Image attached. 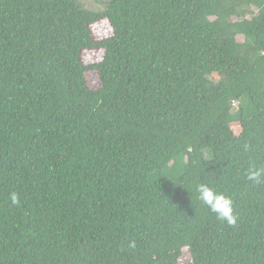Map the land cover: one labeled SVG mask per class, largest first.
Masks as SVG:
<instances>
[{
	"label": "trees",
	"instance_id": "trees-1",
	"mask_svg": "<svg viewBox=\"0 0 264 264\" xmlns=\"http://www.w3.org/2000/svg\"><path fill=\"white\" fill-rule=\"evenodd\" d=\"M185 248L264 264V0H0V264Z\"/></svg>",
	"mask_w": 264,
	"mask_h": 264
},
{
	"label": "clouds",
	"instance_id": "clouds-1",
	"mask_svg": "<svg viewBox=\"0 0 264 264\" xmlns=\"http://www.w3.org/2000/svg\"><path fill=\"white\" fill-rule=\"evenodd\" d=\"M261 176L260 170H250L249 179L258 181ZM197 191L199 199L210 206L212 212L216 213L217 218L226 222L229 225H235L238 217L234 213L233 201L230 197L224 194H218L205 185H198ZM11 201L17 203L18 196L15 192L11 193ZM134 246V244L132 245Z\"/></svg>",
	"mask_w": 264,
	"mask_h": 264
},
{
	"label": "rangeland",
	"instance_id": "rangeland-1",
	"mask_svg": "<svg viewBox=\"0 0 264 264\" xmlns=\"http://www.w3.org/2000/svg\"><path fill=\"white\" fill-rule=\"evenodd\" d=\"M78 1L90 10L102 11L106 9L108 0H78ZM95 29L101 31L98 25L95 26ZM238 39L242 40L243 38L240 36ZM88 80L91 87L97 88L99 86V78L95 72H90L88 74ZM188 255L189 254L187 248H185L184 255L181 257L179 264H185V259L188 257Z\"/></svg>",
	"mask_w": 264,
	"mask_h": 264
}]
</instances>
